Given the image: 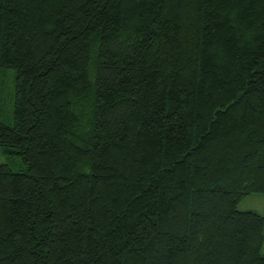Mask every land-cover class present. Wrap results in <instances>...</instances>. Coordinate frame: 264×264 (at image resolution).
Listing matches in <instances>:
<instances>
[{
	"label": "trees",
	"instance_id": "obj_1",
	"mask_svg": "<svg viewBox=\"0 0 264 264\" xmlns=\"http://www.w3.org/2000/svg\"><path fill=\"white\" fill-rule=\"evenodd\" d=\"M0 154V264H264V0H0Z\"/></svg>",
	"mask_w": 264,
	"mask_h": 264
},
{
	"label": "rangeland",
	"instance_id": "obj_2",
	"mask_svg": "<svg viewBox=\"0 0 264 264\" xmlns=\"http://www.w3.org/2000/svg\"><path fill=\"white\" fill-rule=\"evenodd\" d=\"M2 115L7 114V110L1 112ZM9 163L8 159L0 154V164ZM19 164V163H18ZM18 164L16 166H18ZM237 208L241 211L251 210L264 216V193H250L245 195L238 203ZM261 254H264V240L261 245Z\"/></svg>",
	"mask_w": 264,
	"mask_h": 264
}]
</instances>
